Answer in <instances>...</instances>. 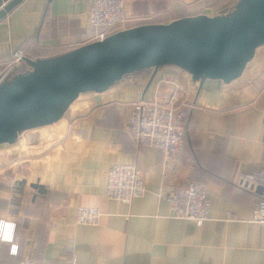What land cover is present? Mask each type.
I'll use <instances>...</instances> for the list:
<instances>
[{
	"label": "crops",
	"instance_id": "crops-1",
	"mask_svg": "<svg viewBox=\"0 0 264 264\" xmlns=\"http://www.w3.org/2000/svg\"><path fill=\"white\" fill-rule=\"evenodd\" d=\"M237 1L127 0L136 19L129 28L222 15ZM87 11L88 0H24L0 20V76L13 51L45 60L86 45ZM241 77L200 84L173 66L145 70L103 93L79 95L68 116L1 145L0 220L15 225L18 251L11 255L0 241V264H71L73 256L76 264H264V225L253 221L259 195L241 184L264 170V58ZM140 100L186 112L182 154L134 145L127 120ZM115 164L137 165L144 197L129 204L107 198L105 172ZM192 182L207 186L209 219L200 227L172 219L163 198L167 187ZM80 207L97 209L99 224L77 225Z\"/></svg>",
	"mask_w": 264,
	"mask_h": 264
},
{
	"label": "water",
	"instance_id": "water-1",
	"mask_svg": "<svg viewBox=\"0 0 264 264\" xmlns=\"http://www.w3.org/2000/svg\"><path fill=\"white\" fill-rule=\"evenodd\" d=\"M23 1H9L0 9V20ZM263 45L264 0H238L222 15L137 26L56 57L24 58L29 70L0 83V146L57 123L79 95L103 93L126 75L173 66L193 82L230 84ZM30 187L46 193L43 185ZM256 193L263 195L264 186H257Z\"/></svg>",
	"mask_w": 264,
	"mask_h": 264
},
{
	"label": "built area",
	"instance_id": "built-area-1",
	"mask_svg": "<svg viewBox=\"0 0 264 264\" xmlns=\"http://www.w3.org/2000/svg\"><path fill=\"white\" fill-rule=\"evenodd\" d=\"M9 1L11 0H0V9ZM135 21L136 19L128 13L127 0H88L86 25L96 32L88 39L87 44L103 41L116 32L129 29V25ZM11 57L9 67L0 76V83L24 64L26 55L23 51L16 50L11 53ZM127 132L137 148H154L160 150L165 157L176 156L184 151L186 113L182 108H175L155 100H140L130 105ZM241 184L250 186L253 190L259 185L264 186V170H256L242 176ZM105 193L108 199L119 203L129 204L135 199L142 198L146 188L137 165L111 166L105 172ZM163 198L169 205L172 219L192 222L196 226H202L209 219L205 184L192 182L184 188L167 187ZM100 217L101 214L97 209L80 207L77 209L75 223L96 226ZM253 221L264 225V193L258 196ZM0 222L5 221L0 220ZM0 241L9 244V253L16 256L18 247L13 243V239L11 242ZM69 253L72 254V250H69ZM21 264L34 263L24 260ZM72 264H76L74 256Z\"/></svg>",
	"mask_w": 264,
	"mask_h": 264
},
{
	"label": "rangeland",
	"instance_id": "rangeland-1",
	"mask_svg": "<svg viewBox=\"0 0 264 264\" xmlns=\"http://www.w3.org/2000/svg\"><path fill=\"white\" fill-rule=\"evenodd\" d=\"M220 1H223L222 2V4H227L230 0H220ZM231 5V4H230ZM230 5H228L226 8H225V10L226 11H231V9L233 8H231V6ZM225 12V11H224ZM130 26V25H129ZM258 58H264V45L263 46H260L259 48H257L256 49V51H255V55H254V57H253V59L247 64V66H246V69H245V71H244V73H243V76L241 77V79L242 78H244L245 76H246V74L248 73V71L250 70V68H251V66L256 62V60L258 59ZM6 71V70H5ZM4 71V72H5ZM3 72V73H4ZM2 75V74H1ZM234 84V83H233ZM78 103V100H76L74 103H72V112H74V110H75V107H76V104ZM69 115V113H67L66 115H65V117L66 116H68ZM56 126L54 125V126H52V127H49V128H55ZM59 128V125L57 124V129ZM17 166V165H16ZM15 166V168H18V167H16ZM9 169V168H8ZM9 171H10V169H9ZM10 176V175H9ZM145 183V182H144ZM26 190H28L29 192H31V189H30V187H28ZM146 192H147V190H146ZM146 194V193H145ZM27 195H29V194H27ZM144 197V196H143ZM133 202V201H132ZM101 214V213H100ZM102 216V215H101ZM101 218V217H100ZM99 221H100V219H99ZM97 226V225H96ZM200 227V226H199ZM72 261H73V258H72V260H71V264H72Z\"/></svg>",
	"mask_w": 264,
	"mask_h": 264
},
{
	"label": "clouds",
	"instance_id": "clouds-1",
	"mask_svg": "<svg viewBox=\"0 0 264 264\" xmlns=\"http://www.w3.org/2000/svg\"><path fill=\"white\" fill-rule=\"evenodd\" d=\"M15 225L9 222H0V240L11 242L14 238Z\"/></svg>",
	"mask_w": 264,
	"mask_h": 264
},
{
	"label": "trees",
	"instance_id": "trees-1",
	"mask_svg": "<svg viewBox=\"0 0 264 264\" xmlns=\"http://www.w3.org/2000/svg\"><path fill=\"white\" fill-rule=\"evenodd\" d=\"M214 2H216V3H219V4H221L223 1H220V0H213ZM91 31H92V34L91 35H93L95 32H96V30H94V29H91ZM52 58V57H51ZM22 66V65H21ZM19 67V68H17L16 70H15V72H13L12 73V75H15L16 73H24V72H27L28 70H29V68L28 67H26V66H24V67ZM143 72V71H142ZM135 74V73H134ZM132 75V74H131ZM127 76H129V75H126V76H124L123 78H125V77H127ZM186 113V112H185ZM188 124H189V118H188V116H187V114H186V135H187V131H188ZM186 138V137H185ZM17 255V254H16Z\"/></svg>",
	"mask_w": 264,
	"mask_h": 264
}]
</instances>
